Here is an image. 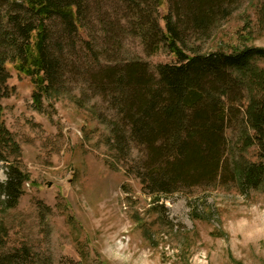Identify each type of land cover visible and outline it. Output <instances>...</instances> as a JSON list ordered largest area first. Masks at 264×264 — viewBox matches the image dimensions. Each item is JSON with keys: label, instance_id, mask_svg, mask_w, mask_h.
I'll return each instance as SVG.
<instances>
[{"label": "rangeland", "instance_id": "1", "mask_svg": "<svg viewBox=\"0 0 264 264\" xmlns=\"http://www.w3.org/2000/svg\"><path fill=\"white\" fill-rule=\"evenodd\" d=\"M166 7L163 0L161 15ZM89 30L93 37L100 34ZM121 34L115 48L100 43L110 48L111 58L138 56L152 69L174 61L165 48L148 56L137 37ZM189 44L202 52L264 47V0H241L208 36ZM91 60L85 50L75 65L69 63L40 106L33 101L30 77L6 63L1 120L17 150L3 147L7 161L0 162V182L9 164L27 179L14 207L6 208L0 196L6 232L0 264H264V181L245 189L239 175L226 173L210 186L154 200L137 177L140 153L129 148L120 154L115 148L110 132L115 110L84 74ZM253 63L264 70V59ZM249 93L247 88L244 106ZM244 121L243 114L225 129V158L235 169L245 161L264 162Z\"/></svg>", "mask_w": 264, "mask_h": 264}, {"label": "trees", "instance_id": "2", "mask_svg": "<svg viewBox=\"0 0 264 264\" xmlns=\"http://www.w3.org/2000/svg\"><path fill=\"white\" fill-rule=\"evenodd\" d=\"M162 1L0 0V96L7 90L10 62L30 77L33 101L40 106L42 95L56 88L69 63L75 65L86 50L92 56L84 68L90 87L115 110L110 124L115 148L120 154L129 148L140 153L137 177L154 200L210 186L226 173L233 179L239 175L245 189L259 187L264 162L231 167L225 158V129L244 114L252 139L264 151V70L253 63L264 59V47L202 52L189 44L208 36L241 0H165L161 15ZM88 26L100 30L94 33L100 42L86 32ZM119 34L137 37L148 56L165 48L174 61L152 69L138 56L113 59L105 47H117ZM7 145L17 150L0 105V162L7 161ZM26 179L9 164L7 178L0 182L6 208L16 205ZM5 234L0 225V239Z\"/></svg>", "mask_w": 264, "mask_h": 264}]
</instances>
